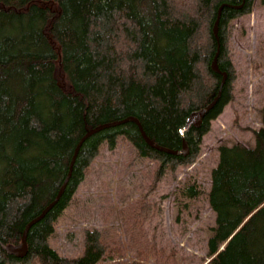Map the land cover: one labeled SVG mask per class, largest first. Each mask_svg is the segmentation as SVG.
Wrapping results in <instances>:
<instances>
[{"label": "trees", "instance_id": "16d2710c", "mask_svg": "<svg viewBox=\"0 0 264 264\" xmlns=\"http://www.w3.org/2000/svg\"><path fill=\"white\" fill-rule=\"evenodd\" d=\"M254 1L0 0V264H146L153 245L146 229L135 235L137 223L131 241L139 246L130 262L121 261L123 243L98 227L84 229L79 257L61 255L49 239L105 142L115 148L127 140L158 163L161 175L197 159L211 121L234 97L228 37ZM218 46L223 85L211 67ZM220 90L201 126L182 134L189 115ZM130 117L161 147L177 151L186 141L187 154L150 146L130 120L89 136L60 199L30 227L27 255L9 254L4 246L19 244L55 199L85 133ZM261 119L254 145L218 148L207 196L215 224L204 264H264V104ZM201 191L196 182L181 189L190 199ZM133 206L143 227L156 203L147 195Z\"/></svg>", "mask_w": 264, "mask_h": 264}, {"label": "rangeland", "instance_id": "374dc122", "mask_svg": "<svg viewBox=\"0 0 264 264\" xmlns=\"http://www.w3.org/2000/svg\"><path fill=\"white\" fill-rule=\"evenodd\" d=\"M228 38V51L236 71L234 97L211 121L209 131L202 137L197 159L161 175L158 163L138 155L127 140L121 138L115 148L105 142L70 205L58 218L49 239L52 248L61 255L79 257L84 247V229L98 227L109 231V241L123 243L125 255L121 261L130 262L136 258L139 246L131 237L136 230L135 235L140 238L146 229L148 235L144 238H151L147 246L153 245V253L146 252V264H204L207 239L215 224V213L207 196L218 148L235 143L254 145V130L263 126L262 0H255L250 13L232 22ZM192 182L202 188L194 199L181 193L183 185ZM147 195L155 201L156 209L142 227L139 210L133 205ZM131 223H137L135 230Z\"/></svg>", "mask_w": 264, "mask_h": 264}, {"label": "water", "instance_id": "95a60500", "mask_svg": "<svg viewBox=\"0 0 264 264\" xmlns=\"http://www.w3.org/2000/svg\"><path fill=\"white\" fill-rule=\"evenodd\" d=\"M240 6H238L237 8H239ZM221 11V9H220ZM218 20L215 22V25L213 27V32L215 34V36L218 35V23H219V18H220V12L218 14ZM218 56H219V46H218V49H217V52L215 54V57L212 61V69L217 72V73H221L222 74V85L224 84V82L226 81V78H227V73L226 72H222L219 68V65H218ZM220 94H221V90L219 91L217 97L210 103L208 104L206 107L200 109V110H196L194 112H192L189 117L187 118L186 120V124L185 126L182 128L181 132L182 134L187 131L191 126L193 127H200L201 126V123L203 121V118L204 116L213 108V106L215 105V103L217 102V100L219 99L220 97ZM128 120L130 121H133L135 123H137L138 127H139V130L141 132V135L143 136V138L145 139V141L152 147H155L159 150H162V151H166V152H169V153H172V154H187V151H188V145L186 143V141H184V145H183V148L181 150H171V149H166L164 147H161L159 145H157L147 134L146 132L144 131L142 125L139 123V121L136 119V118H133V117H130V118H126L122 121H117L115 123H109V124H101V125H98L96 127H93L91 129H89L85 135L81 138V140L78 142L76 148H75V151H74V154H73V157L71 159V163H70V166H69V171L67 173V176L66 178L64 179L55 199L50 203L49 206H47V208H45L43 210V212L37 216L36 218H34L33 220H31L29 222V224L26 226L24 232H23V238H22V241L19 243V244H16V245H13V244H9V245H6L4 246L5 250L9 253V254H12L18 258H23L24 256L27 255V252H28V244H27V233L30 229V227L37 221H39L41 218H43L45 216V214L57 203V201L60 199L70 177H71V173H72V169H73V165H74V162H75V159H76V156H77V153L79 151V148L80 146L82 145L83 141L88 138L89 136L105 129V128H109V127H112V126H115V125H119L121 123H124V122H127Z\"/></svg>", "mask_w": 264, "mask_h": 264}, {"label": "bare ground", "instance_id": "6f19581e", "mask_svg": "<svg viewBox=\"0 0 264 264\" xmlns=\"http://www.w3.org/2000/svg\"><path fill=\"white\" fill-rule=\"evenodd\" d=\"M218 14H219V13H218ZM217 17H218V15H217ZM217 17H216V20H215V22L218 20V18H217ZM215 22H214V25H215ZM214 25H213V27H214ZM49 205H50V204H49ZM49 205H48V206H49ZM46 208H47V207H46Z\"/></svg>", "mask_w": 264, "mask_h": 264}]
</instances>
